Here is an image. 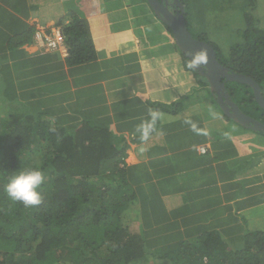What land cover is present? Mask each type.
<instances>
[{
    "label": "crops",
    "instance_id": "1",
    "mask_svg": "<svg viewBox=\"0 0 264 264\" xmlns=\"http://www.w3.org/2000/svg\"><path fill=\"white\" fill-rule=\"evenodd\" d=\"M72 15L88 21L96 54L76 66L34 38ZM153 19L161 29L148 28ZM187 64L144 0H0L3 103L67 135L88 124L127 146L124 169L139 195L129 222L160 244L154 250L208 234L235 248L264 228V135L229 127L216 102L202 104L213 97ZM141 125H151L147 137Z\"/></svg>",
    "mask_w": 264,
    "mask_h": 264
},
{
    "label": "trees",
    "instance_id": "2",
    "mask_svg": "<svg viewBox=\"0 0 264 264\" xmlns=\"http://www.w3.org/2000/svg\"><path fill=\"white\" fill-rule=\"evenodd\" d=\"M180 1L189 28L187 4ZM240 7L244 25L236 31L238 40L229 58L218 54V59L231 72L254 80L264 95V29L250 25L249 0ZM59 26L71 66L96 59L87 20L72 15L68 24L61 20ZM197 39L204 40L202 36ZM195 75L208 89L206 79ZM226 87L245 113L264 122V111L250 86L232 82ZM4 105L5 118L0 117V264H142L151 258L159 264H264V228L247 230L242 246L235 248L219 235L208 234L167 251L154 250L160 244L146 242L144 234L125 218L139 197L124 169L127 146L118 145L109 130L83 124L67 135L43 118L16 110L7 101ZM162 110L157 107L156 117ZM225 124L244 129L227 117ZM27 167L41 169L46 177L43 202L37 207L13 202L4 191L11 177Z\"/></svg>",
    "mask_w": 264,
    "mask_h": 264
},
{
    "label": "water",
    "instance_id": "3",
    "mask_svg": "<svg viewBox=\"0 0 264 264\" xmlns=\"http://www.w3.org/2000/svg\"><path fill=\"white\" fill-rule=\"evenodd\" d=\"M172 1V2H171ZM157 18L172 32L175 42L193 72L206 79L210 93L223 114L242 128L255 133L264 132V122L245 113L234 102L227 83L250 86L260 108L264 111V95L259 85L249 77L235 74L223 65L216 50L208 43L195 38L186 24V10L180 0H147ZM175 7V10L172 8Z\"/></svg>",
    "mask_w": 264,
    "mask_h": 264
},
{
    "label": "rangeland",
    "instance_id": "4",
    "mask_svg": "<svg viewBox=\"0 0 264 264\" xmlns=\"http://www.w3.org/2000/svg\"><path fill=\"white\" fill-rule=\"evenodd\" d=\"M185 1L186 9H187V22L189 26L190 33L198 38V36H202L204 38V42L208 43L210 46L214 47L218 54L222 58H229L232 47L238 40V36L236 34L237 30H241L243 23V9L240 7L244 0H183ZM252 5V10L250 13V25L260 26L261 29H264V0H249ZM156 20L153 19L151 25L148 28H159L161 29V25L157 23L154 26V22ZM156 30V29H153ZM158 36V35H157ZM199 80V79H198ZM204 87V86H203ZM201 87V90H204ZM207 92V91H206ZM211 94V93H210ZM238 99V98H237ZM242 102V101H241ZM213 99H206L203 97L202 104L210 105L212 104L214 108ZM209 114L211 111L209 110ZM247 112L254 114L255 111L252 109L247 110ZM6 108L3 103V100L0 99V117L5 118ZM220 116V115H218ZM225 116V115H224ZM222 117V115H221ZM233 125L229 124V127ZM234 128V127H233ZM249 134V131H247ZM238 131L235 132L234 135H237ZM243 131L238 133V136H243ZM247 136V135H245ZM251 134L248 137H252ZM260 140L263 136H256ZM130 213L127 212L125 218L129 221ZM129 217V218H128ZM160 254V252H157ZM154 260V259H153ZM152 258L142 264H159V261H153ZM62 264H68L66 262H62Z\"/></svg>",
    "mask_w": 264,
    "mask_h": 264
},
{
    "label": "clouds",
    "instance_id": "5",
    "mask_svg": "<svg viewBox=\"0 0 264 264\" xmlns=\"http://www.w3.org/2000/svg\"><path fill=\"white\" fill-rule=\"evenodd\" d=\"M153 121L156 119V113L150 112ZM151 125L138 127V131H143L145 137ZM43 171L35 167L20 169L11 177L5 185L4 191L7 197L13 202H19L24 207H37L43 202V185L45 183Z\"/></svg>",
    "mask_w": 264,
    "mask_h": 264
},
{
    "label": "built area",
    "instance_id": "6",
    "mask_svg": "<svg viewBox=\"0 0 264 264\" xmlns=\"http://www.w3.org/2000/svg\"><path fill=\"white\" fill-rule=\"evenodd\" d=\"M36 44L45 51L59 52L62 57H69V49L65 41L64 31L61 27L46 29L45 27H39L35 33ZM202 153H206L205 148L201 150Z\"/></svg>",
    "mask_w": 264,
    "mask_h": 264
},
{
    "label": "flooded vegetation",
    "instance_id": "7",
    "mask_svg": "<svg viewBox=\"0 0 264 264\" xmlns=\"http://www.w3.org/2000/svg\"><path fill=\"white\" fill-rule=\"evenodd\" d=\"M171 2H172V1H171ZM172 10H175V7H173ZM201 81H202V80H201ZM227 84H228V83H227ZM207 88L209 89V84H208ZM228 89H230V88H228ZM209 91H210V90H209ZM229 92H230V94H231V96H232L233 92L230 91V90H229ZM232 98H233V100L235 99L233 96H232ZM234 102L237 103L238 106L241 108V106H240V104H239L238 102H236L235 100H234Z\"/></svg>",
    "mask_w": 264,
    "mask_h": 264
}]
</instances>
